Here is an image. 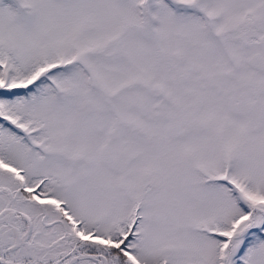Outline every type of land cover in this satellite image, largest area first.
Masks as SVG:
<instances>
[{
	"label": "snow or ice",
	"instance_id": "6c2138e0",
	"mask_svg": "<svg viewBox=\"0 0 264 264\" xmlns=\"http://www.w3.org/2000/svg\"><path fill=\"white\" fill-rule=\"evenodd\" d=\"M0 264H264V0H0Z\"/></svg>",
	"mask_w": 264,
	"mask_h": 264
}]
</instances>
